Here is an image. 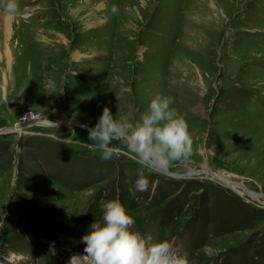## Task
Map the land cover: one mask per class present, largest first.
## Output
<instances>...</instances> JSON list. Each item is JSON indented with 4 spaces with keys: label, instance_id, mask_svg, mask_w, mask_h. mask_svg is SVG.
<instances>
[{
    "label": "rangeland",
    "instance_id": "obj_1",
    "mask_svg": "<svg viewBox=\"0 0 264 264\" xmlns=\"http://www.w3.org/2000/svg\"><path fill=\"white\" fill-rule=\"evenodd\" d=\"M18 3L0 59V130L18 127L0 135V264H68L112 199L181 264H264V0ZM157 94L188 124L191 173L134 195L135 162L102 160L73 125L105 107L135 122Z\"/></svg>",
    "mask_w": 264,
    "mask_h": 264
},
{
    "label": "clouds",
    "instance_id": "obj_2",
    "mask_svg": "<svg viewBox=\"0 0 264 264\" xmlns=\"http://www.w3.org/2000/svg\"><path fill=\"white\" fill-rule=\"evenodd\" d=\"M0 10L9 18L23 15L18 0H0ZM111 11L117 14L118 8L113 5ZM173 103L172 96L157 94L135 122L120 111L114 118L105 107L95 126L88 128V139L102 160L123 152L135 162L134 195L154 193L160 177L178 179L191 173L188 162L193 140L186 120L171 107ZM151 176L157 178L150 180ZM135 225V218L119 199L101 201L100 219L95 218L81 238L83 254L72 255L68 264H181L168 240L154 241L135 230ZM50 250L54 255V243Z\"/></svg>",
    "mask_w": 264,
    "mask_h": 264
},
{
    "label": "bare ground",
    "instance_id": "obj_3",
    "mask_svg": "<svg viewBox=\"0 0 264 264\" xmlns=\"http://www.w3.org/2000/svg\"><path fill=\"white\" fill-rule=\"evenodd\" d=\"M18 19L17 18H9L8 16H6L2 10H0V30L3 31V36L6 37V41L3 39V44H1L0 46V52L3 50L4 54L0 55V59L3 60V62H6L8 67L10 68L11 63L13 61V54H12V50H11V42H12V35H13V29L17 24ZM1 36V35H0ZM1 43V41H0ZM5 45V49L3 48ZM5 50V51H4ZM75 59L78 58V54L74 55ZM67 121V120H66ZM43 124V123H42ZM66 125V124H65ZM16 131L18 130V127L15 128ZM211 175V174H210ZM214 175V174H212ZM217 178L220 179V181H224L226 183L230 182L228 177H225V175L221 174L220 176L215 175ZM215 177V179H216ZM222 183V182H221ZM231 183V182H230ZM230 187L233 188L234 190H241L243 193H246L248 196L250 195L252 197V199L259 201L257 198L259 197V195L257 194V197H255L254 193H247L245 186L237 183V182H233L230 184ZM238 192V191H237ZM239 193V192H238ZM241 194V193H240ZM264 198V197H263ZM259 203H262L261 201H259Z\"/></svg>",
    "mask_w": 264,
    "mask_h": 264
},
{
    "label": "water",
    "instance_id": "obj_4",
    "mask_svg": "<svg viewBox=\"0 0 264 264\" xmlns=\"http://www.w3.org/2000/svg\"><path fill=\"white\" fill-rule=\"evenodd\" d=\"M73 127H74V128H85L86 130H88L87 127H85V126H81V125H73ZM14 132H16L15 128H11V129H9V131L7 130V132H1V130H0V135H2V134H7V133H14ZM213 177H216V176L213 175ZM216 180L220 181V179L217 178V177H216ZM220 182H222V184H224L225 186H229V187H230V184H229V183H226V182H224V181H220ZM246 191H248L247 188H246Z\"/></svg>",
    "mask_w": 264,
    "mask_h": 264
}]
</instances>
